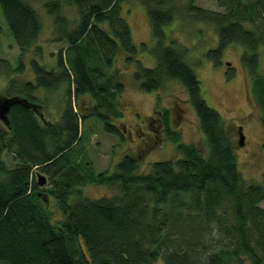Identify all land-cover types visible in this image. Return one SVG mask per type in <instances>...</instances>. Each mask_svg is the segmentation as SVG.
<instances>
[{"label": "trees", "instance_id": "obj_1", "mask_svg": "<svg viewBox=\"0 0 264 264\" xmlns=\"http://www.w3.org/2000/svg\"><path fill=\"white\" fill-rule=\"evenodd\" d=\"M181 1L56 0L47 4L55 42H65L66 49L58 53L56 71H46L32 61L34 83L17 86L14 77L22 74L23 55L35 47L41 24L24 0H0L2 17L20 52L15 68L0 59V75L8 78L4 97L29 105H13L7 124L0 122V264H154L159 259L163 264H264V208L259 206L264 201V176L257 185L242 179L233 139L219 115L206 105L200 83L183 61L185 51L165 45L164 28L179 15ZM215 1L222 12L200 9L194 0L185 1L184 12L214 27L217 46L207 56L216 58L215 65H220L218 57L228 45H240L241 64L253 75L264 41V0ZM126 2L145 8L154 42L150 54L156 62L154 68L137 62L133 80L143 93L156 92L165 81L180 84L207 152L179 145L180 158L155 162L146 175H135L137 158L127 154L114 174L95 175L74 162L79 121L86 117L74 111L71 98L93 97L98 103L93 114L102 120L103 130L120 137L107 116H121L114 98L122 85L114 84L113 76L97 84L93 63L100 60L109 67L118 50L127 55L126 61L136 54L129 26L121 17V4ZM62 4L75 10L71 30ZM146 47L143 44L140 49ZM63 84L66 107L59 124H41L31 107L35 106L32 93L56 91ZM253 85L264 110V83L257 79ZM261 125L264 130V113ZM164 132L173 137L171 131ZM4 156L14 165L7 167ZM36 168L55 186L56 194L49 193L58 200L62 221L51 222L44 200L48 196L40 192ZM86 184L115 189V194L88 200L81 188L72 189ZM72 195L75 198L69 202Z\"/></svg>", "mask_w": 264, "mask_h": 264}, {"label": "rangeland", "instance_id": "obj_2", "mask_svg": "<svg viewBox=\"0 0 264 264\" xmlns=\"http://www.w3.org/2000/svg\"><path fill=\"white\" fill-rule=\"evenodd\" d=\"M24 1L35 11L41 24V33L35 47L23 55V72L14 77L17 86H23L28 82L34 83L32 61L44 66L46 71H56L58 53H63L66 49L65 42H55L52 19L46 11V5L56 0ZM185 1L182 0L178 6L180 11L177 18L164 28L165 45L172 46L179 52L185 51L183 61L192 69L200 83L201 95L206 105L219 115L224 128L233 139L237 169L242 179L247 183L262 184L264 130L261 116L264 110L257 98L259 95L254 93L253 81L259 79L264 83V41L257 51L258 64L253 75L241 64L243 48L240 45H228L218 57L220 65H215L216 58L213 56L209 58L207 54L216 49V31L213 26L189 17L184 12ZM194 4L206 11L219 13L223 11L218 8L215 0H194ZM61 10L62 15L69 22L67 29H73L76 21L74 8L62 4ZM121 17L129 26L136 54L126 61L127 55L118 50L109 67L100 63V60L93 63L97 68L94 73L97 84L101 85L106 78L113 76L114 84L122 85V92L115 93L114 98L115 107L121 112V116L116 117L110 113L107 116V122L117 128L120 137L103 130L102 120L93 114L94 108L98 105L93 97L85 95L71 98L74 111L79 116L86 117L82 123L79 121V141L72 148L74 162L83 164L84 171L95 175L114 174L120 160L127 154H133L137 158L135 175H146L150 173L153 163L180 158L182 155L176 150L179 145L198 148L205 154L207 152L205 137L198 127L195 113L181 85L175 81H165L156 92L143 93L133 80L137 62L144 68H154L156 64L150 54L154 42L151 39L145 8L135 2L122 3ZM249 29L252 30L250 27ZM143 44L147 46L146 50L140 49ZM19 53L0 11V59L6 60L12 68H15L18 65ZM7 83L8 78L0 75L1 99L4 98ZM32 96L40 123L59 124L61 113L66 107V85L63 84L56 91L35 89ZM149 116L158 119L159 122H143L144 118ZM44 119L49 122H44ZM156 128H161L163 132L155 133ZM239 128L244 137L242 147L237 146ZM166 129L173 133L172 138L171 134L170 137L165 135ZM3 160L7 167L14 165L8 157L4 156ZM33 171L46 178L45 184L39 189L48 196L44 200L51 222L62 221L58 200L54 195H50L51 192L56 194L54 184L49 182L48 177L37 168ZM74 175L79 177V173ZM80 188L82 196L88 200H97L115 194V189L109 190L105 186L92 184L82 187L72 186L75 190ZM74 196H70L68 201L74 199ZM259 206L264 208V201ZM154 264H163V262L159 259Z\"/></svg>", "mask_w": 264, "mask_h": 264}, {"label": "water", "instance_id": "obj_3", "mask_svg": "<svg viewBox=\"0 0 264 264\" xmlns=\"http://www.w3.org/2000/svg\"><path fill=\"white\" fill-rule=\"evenodd\" d=\"M15 104H17V105L22 104V105L26 106L27 108L29 107V105L24 100H21L18 98H13V99H5V97L2 99L0 98V122L1 123L7 124L6 115L9 111V109ZM31 107H32V109L35 110V113L37 114L36 107L35 106H31ZM243 145H244V137L241 134V128H239L237 146L242 147ZM45 182H46L45 177H43L41 175H37V184L39 187L43 186L45 184Z\"/></svg>", "mask_w": 264, "mask_h": 264}, {"label": "flooded vegetation", "instance_id": "obj_4", "mask_svg": "<svg viewBox=\"0 0 264 264\" xmlns=\"http://www.w3.org/2000/svg\"><path fill=\"white\" fill-rule=\"evenodd\" d=\"M144 120L145 121H143V122H159V120L158 119H153L152 117H147V118H144ZM162 131V129L160 128V129H158V128H156V129H154V132L155 133H157L158 132V134L160 133ZM163 132V131H162Z\"/></svg>", "mask_w": 264, "mask_h": 264}]
</instances>
